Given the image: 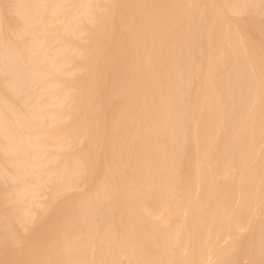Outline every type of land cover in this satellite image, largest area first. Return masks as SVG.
<instances>
[{
  "label": "bare ground",
  "instance_id": "6f19581e",
  "mask_svg": "<svg viewBox=\"0 0 264 264\" xmlns=\"http://www.w3.org/2000/svg\"><path fill=\"white\" fill-rule=\"evenodd\" d=\"M57 1L51 10L56 11ZM14 4L15 16L23 26L20 31L24 30L20 34L23 36L25 31H31L34 36L32 44L30 37L26 46L29 49L31 45L37 50L36 54L32 52L25 56L13 44L0 39V156L4 158L9 154L12 157L9 162L12 169L18 167L20 170L15 171L18 172L13 180L18 183L20 178L26 179L23 169L30 166L28 159L36 154L27 158L24 149L33 148L24 145L41 134H32L27 129L36 119L37 123L31 126L34 129L44 122H40L37 115L32 117L34 121L26 118L34 110L24 116L20 110L23 105L16 103L21 106L19 109L11 96L15 94L16 98L28 102L32 97L36 99V95L32 96L29 91V82L38 74L43 77L48 71L38 73L40 54L43 59V50L39 51L36 45L41 43V37H37L42 26V22L37 24L40 21L38 0H17ZM41 4L44 3L39 6ZM89 5L91 7V3ZM88 6H83V10ZM46 9L49 12L50 9ZM94 9L98 12L97 7ZM90 14L91 9L82 17L88 15L89 19L93 17ZM235 15L244 18L240 21ZM84 18L79 19L85 21ZM49 20L44 21L46 25ZM97 20L95 31L89 38L90 45L83 51H76L78 54L82 52V59L87 64L85 70L90 74L102 59H110L105 49L114 44L117 57L113 62L118 58L124 77L123 82L115 87L117 99L110 109L98 103L102 97L99 83L97 90H93L96 91L93 99L97 105L93 103L95 107L90 112L88 110V117L94 123L89 130L95 138L88 162L97 171L88 183L87 201L90 202L73 205L65 200L64 206L59 208L52 207L57 198L54 197L53 201L48 198L50 205L42 214L47 216L48 225L41 227L42 224H38L22 236L27 230L20 234L13 229L10 216L14 210L7 208L9 216L0 199V264H238L241 259L245 264H264V0H110L106 12ZM119 23L123 26L122 33L116 32ZM46 25L44 28L48 31ZM83 30L81 32H86ZM28 33L23 37L29 38ZM52 72L49 70L51 75ZM59 100L62 102L63 98ZM32 101L31 109H35V100ZM60 104L58 102L61 107ZM24 130L31 132H25L27 138L34 135L32 139L26 141V134L22 138ZM36 137L34 140L40 136ZM78 159L76 161L81 162L83 157L81 161ZM27 161L29 165L24 167ZM73 165L75 168L77 163ZM189 166L194 172L186 180L183 173ZM3 170L0 169V181L7 176ZM1 171L6 174L3 176ZM58 175L59 180L62 177ZM219 175L229 182L225 190L218 183ZM9 177L4 181L10 182ZM79 177L76 179L80 180ZM22 182L27 185V181ZM14 189L8 190L12 192L9 201L16 207L25 201V192L28 191H24L26 186L24 190L20 187H17L19 191ZM52 193L50 197L60 194ZM4 194L0 198H5ZM30 195L28 200L32 201ZM30 203L22 205L24 211L18 206L21 213L17 209L15 212L26 214L24 206L29 207ZM95 208L100 209L96 212L98 216L93 214ZM159 212H164L166 218L163 221H169L170 225L163 223L162 219L160 222L153 220ZM40 218L43 217L37 220ZM240 227L245 230V238L237 235ZM223 241L228 243L221 247ZM93 245L96 251L90 254Z\"/></svg>",
  "mask_w": 264,
  "mask_h": 264
},
{
  "label": "rangeland",
  "instance_id": "374dc122",
  "mask_svg": "<svg viewBox=\"0 0 264 264\" xmlns=\"http://www.w3.org/2000/svg\"><path fill=\"white\" fill-rule=\"evenodd\" d=\"M1 2H0V5H1V8H0V11H1V13H0V39H2V40H4V41H6V42H8L10 45H12L13 44V46L16 48H23V43H25L24 44V47L27 49H17L16 48V50L17 51H20L23 55H25V56H28V55H30V53L32 54V52H34V54H36L35 52L37 51L34 47H31V45H30V50L27 48V46H26V44L27 45H29V39H30V37H31V39H30V42H31V44H32V41H34L33 39H32V37L34 38V36H33V34L31 33V31H25L26 33H23V36H26L27 37V33H28V37L29 38H24L21 34H22V32H24V30L22 29V31H20L21 30V28H23V26H22V22L18 19V16L16 15L15 16V10L13 9L14 8V6H15V4L13 5V3L15 2L16 3V1L17 0H0ZM5 3V5H3V2ZM42 3H44V4H41L40 6H39V4L41 3V2H39V0H38V3L39 4H37V10H38V15H39V17H40V21L37 23L38 25H39V23L40 22H42L41 24H42V26H41V24H40V26L42 27H40L41 28V30H42V33H41V30H40V28H39V32L40 33H38V37H37V39L39 38V37H41V43L39 42V40H37L39 43H40V45L39 44H36V45H38V50L40 51L41 50V48H42V52H43V54H42V58L43 59H41L40 58V55L38 54V52H37V54L39 55V59H40V61H38L37 60V63H39L38 64V70L40 71H38V73H41V74H43V72H47L46 73V75H42L43 77H39L38 75H40V74H38L37 76H36V78H35V80H31L30 82H29V84H30V87H29V91L31 92V95L32 96H35L36 95V99H33V97H32V99L30 98V106L31 105H33L32 103H33V101L32 100H35L34 102H35V104H34V107H35V109L33 108V109H31L33 106H29L28 105V100L27 101H25V100H23L22 101V98L20 97V98H18V96H17V98L15 97L16 95L15 94H12V101L14 102V105L15 106H17L19 109L21 108V106H22V109H20L22 112H23V115L25 114H27V113H29V111L31 112L32 110H34L33 112L34 113H30L32 116H30V114H29V116L28 115H26L27 117L26 118H28L29 117V119H33L32 117L34 116L35 117V115H37L36 116V118H39V121L41 120L42 122H44L43 123V125H42V123H40V124H37V126H35V128L37 129H34V128H32V127H34V123H37L36 122V120H38V119H36L35 121H34V119H33V126L32 125H30V127H31V129H30V127L27 129V130H29V131H31V132H33L32 134H35V133H41L40 135H37V137L38 136H40V137H38V140L36 139V140H34V138L36 137V135H35V137L33 138V141H35V145H34V147H36V148H34L33 147V145H32V143L34 144V142L32 141H30L31 142V144L29 145V139H32V137L34 136H30L29 138H27V133H25V132H29V131H25L24 130V132H19L20 133V136H21V134H22V138H25V137H23V136H25V134H26V138L25 139H27L26 141H28V144H26L27 142L25 141V143L24 144H26V145H24L25 146V148H26V146L28 145V147H31V148H33V149H30V150H28V148H26V149H24V150H26L25 151V153L27 154V158H29V156L28 155H30V157H32L33 156V154H37V152H39V150H40V152L36 155H34L36 158H34V160H32L33 159V157L30 159H28L29 160V162H31L30 163V166H27V165H29V163H28V161L24 164V167H26V169L28 170V167H29V169L32 167H34V169H30V170H28V172H26V169L24 168L23 170L25 171V173H24V175L26 174V179H21L20 178V180H18V183H17V181H14V182H16L15 184H13L14 182H13V180H15L16 178H15V175H16V173L18 172V171H20L19 170V168L18 167H16L15 169H12L13 168V166L9 163V162H11L12 161V157L9 155V154H6V156L4 157V158H6V159H4V158H1V156H0V169L2 170V169H4L3 171H6V173H7V176H5L6 178L7 177H9V176H12V175H14V176H12V178L11 177H9L8 179L9 180H11L10 182H8V181H4V180H7V179H5V177H4V182L3 181H0V185H1V187H0V189L1 188H3V191L5 192L6 191V188L8 189H10V191H12V189H14V191L16 190V191H19V189H17V187H20L22 190H24L25 189V186H26V190H24V191H28V193L27 192H25L26 193V198H25V201H23L22 203H20V205H18V206H21V210H23V208H22V205H26L27 204V202L28 203H30V205H29V207L28 206H24V209H26V211H25V213L26 214H24V213H22L21 215H22V217L24 218V220L26 221V222H23L22 220L23 219H20V217H21V215H20V210H18L19 208H18V206H16V207H14L13 205L14 204H12V202H10L9 200L11 199V196H12V192H9L8 190L6 191V192H9L10 194L8 195V193H6V194H4V192H3V194L6 196L5 198L3 197V198H0L1 199V201H3L4 203H5V205H3V209H4V211L7 213V208H10V209H12V210H14V211H11V216L8 214V213H10V211H8V215L10 216V221H11V223H12V226H13V229L17 232V233H20L21 234V231L22 232H25L26 230V232L25 233H22L21 235L22 236H24L23 234H27L30 230H32L33 228L35 229L36 227H37V225L39 224H42V225H40L41 227H43V226H46V225H48L47 224V220H45L46 219V217L47 216H43L42 214H43V212H45L44 211V209L48 206V205H50L49 203H48V201H50V200H54V197L55 198H57V199H55V201L53 202V204H52V207L53 206H58L59 208H62L63 206H64V204H63V201H65V200H68V201H71L72 202V204L73 205H79V203H82V202H85V201H87V198H88V196H87V191H88V188H89V186H88V183H89V181H91L90 179L93 177V173L94 172H96L97 171V169H93V166L88 162L89 161V159H90V157L92 156L91 155V143L94 141V136H93V134H92V132L89 130L90 129V126H92V125H94V123H93V121H91L90 120V116L88 117V115H89V112L92 110V108H94L95 106H94V104H95V100L93 99V95H94V93H96V91H93L94 90V88H95V90H97V83H99L100 85V89H101V92H102V97L100 98V102L98 101V103H100V106L101 107H105V108H108V109H110V108H112V107H114V105H115V102H116V95H115V87L117 86V85H119V83L121 84L122 82H123V77H124V75H123V70L121 69V65H120V61H118V58H117V60H115V62H113V59L115 58L116 59V57H117V54H116V47L114 46V44H112V45H110L107 49H105L106 50V53H107V55L110 57V59L109 60H107V61H105V58L104 59H102L100 62H99V64H98V66H97V68L96 69H94L92 72L94 73H87V71L85 70L86 69V67H87V64L83 61V59H82V52H80V54H78V52L76 51V50H78L79 49V51H83L86 47H88L89 45H90V41H89V38H90V35L92 34V32L93 31H95V28H96V25H97V22H98V20H97V18L100 16V15H102L103 13H105L106 12V9L108 8V4L110 3V0H102V2H101V0H67V1H60V0H58L59 1V3H57V5H56V7H58V8H56V11H53V10H51L52 8H53V6L55 5V3L54 2H56L57 0H40ZM53 3H52V2ZM57 1V2H58ZM49 2V3H48ZM72 2H74V3H72ZM98 2V3H97ZM100 2V3H99ZM53 5H52V4ZM83 3V5H81ZM91 3V7H89L90 4ZM51 4V6H50V8H49V5ZM77 4H79V5H77ZM86 4H88V5H86ZM44 5V6H43ZM77 5V6H76ZM98 5V6H97ZM6 6H7V8H6ZM48 6V7H47ZM83 6L84 7H86V6H88L89 8H84V10H83ZM3 7V8H2ZM94 7H97V11L98 12H96V10L94 9ZM12 8V9H11ZM43 8V9H42ZM46 8H48V10H49V12L47 11V9ZM98 8H99V10H98ZM104 8V9H103ZM42 9V10H41ZM59 9V10H58ZM90 9H91V14H92V16L93 17H89V19H88V15L87 16H83L82 17V15H86V14H89L90 13ZM103 9V10H102ZM12 10H14V11H12ZM45 10V11H44ZM54 10H55V7H54ZM81 10H83V11H81ZM3 11V12H2ZM43 11V12H42ZM50 11H51V15H50ZM53 11V12H52ZM81 11V12H80ZM89 13H88V12ZM4 13V14H3ZM80 13V16H78V14ZM86 13V14H85ZM1 14H2V16H1ZM13 14V15H12ZM43 14V15H42ZM47 15V16H45V15ZM53 14V15H52ZM90 14V15H91ZM7 15H10L9 16V18H8V16ZM12 15V16H11ZM89 15V16H90ZM15 16V17H14ZM42 16V17H41ZM51 16V17H50ZM97 18H96V17ZM238 16H239V18H238ZM2 17V18H1ZM86 19H85V18ZM237 17V18H236ZM260 17V16H259ZM43 18H45V19H43ZM82 18H84L85 19V21H83V20H80V19ZM233 18H234V15H233ZM243 15L242 16H240V15H235V19H239L240 21L241 20H243ZM10 19V20H9ZM46 19H50L49 21H47V25H46ZM78 19H79V21H78ZM88 19V20H87ZM5 22H3V21ZM8 22H7V21ZM89 20H90V23H89ZM16 21V22H15ZM45 21V22H44ZM70 21V22H69ZM80 21H81V23L82 24H80ZM93 21V22H92ZM12 22L14 23V24H12ZM51 22V23H50ZM79 22V23H78ZM83 22H88L87 24L86 23H83ZM7 23V24H6ZM11 23V24H10ZM92 23V24H91ZM44 24L46 25V29H48V27H49V29H48V31L47 30H45V28H44ZM89 24H91V25H89ZM16 25H17V28H16ZM19 25V26H18ZM82 27H81V26ZM7 26V27H6ZM2 27H5V28H2ZM18 27H20V28H18ZM16 28V29H15ZM7 29H8V32H7ZM80 29V30H79ZM82 29V30H81ZM83 29H85V31L87 32H81V31H84ZM87 29V30H86ZM120 29V30H119ZM9 30H11L10 31V33H9ZM44 30V31H43ZM60 30V31H59ZM15 31H16V33H15ZM19 31V32H18ZM46 31V32H45ZM91 31V32H90ZM122 31H123V26H122V24L121 23H119L118 25H116V32L117 33H122ZM7 32V33H6ZM18 32V33H17ZM90 32V33H89ZM8 33L10 34V35H8ZM13 33V34H12ZM21 33V34H20ZM30 33H31V35H30ZM67 33V34H66ZM69 33V34H68ZM86 33V34H85ZM5 34H7V35H5ZM16 34V35H15ZM24 34H26V35H24ZM41 34V35H40ZM58 34H61V35H58ZM65 34L67 35V36H65ZM84 34V35H83ZM30 35V36H29ZM40 35V36H39ZM69 35H71V36H73L72 37V39H71V36H69ZM10 36V37H9ZM15 36H17L18 38H16ZM36 36H37V34H36ZM60 36V37H59ZM11 37H14V38H16L15 40L13 39V38H11ZM58 39H57V38ZM67 37H68V39H67ZM87 37V38H86ZM9 39V40H6V39ZM77 40V41H74L75 39ZM83 38H85V39H83ZM17 39H19L20 41H22L21 42V46H20V44H19V40L17 41ZM27 41H25V40ZM67 39V40H66ZM81 41H80V40ZM82 39H83V41L85 42H83L82 41ZM12 40H13V42H12ZM32 40V41H31ZM64 40V41H63ZM66 40V41H65ZM86 40H87V42H86ZM24 41V42H23ZM37 41H36V43H37ZM15 42V43H14ZM65 42V43H64ZM68 42H71V43H68ZM79 44H78V43ZM83 42V43H82ZM62 43H64L63 45H62ZM81 43V44H80ZM15 44V45H14ZM19 44V45H18ZM67 45V46H66ZM40 46H42V47H40ZM66 47V48H63V47ZM71 46V47H70ZM29 47V46H28ZM72 47H74L73 49H72ZM33 48H34V50H33ZM67 48H69V49H67ZM36 50V51H35ZM71 50L72 51H74V52H71ZM29 52V54L27 53V52ZM65 51V52H64ZM70 51V52H69ZM24 52V53H23ZM64 52V53H63ZM68 52V53H67ZM75 52H77V54L75 55ZM63 53V55H61ZM71 53H72V56H71ZM65 54V55H64ZM60 55H61V57H60ZM68 57V59H67V57ZM70 56V57H69ZM75 56H78V57H75ZM80 56V57H79ZM64 57H66V58H64ZM64 58V59H63ZM66 59V60H65ZM81 59V60H80ZM65 60V61H64ZM68 61V62H67ZM71 62V64H69ZM114 63V64H113ZM81 66H83V67H81ZM77 67H78V69H77ZM81 67V68H80ZM40 68V69H39ZM76 68V69H75ZM76 70V71H74V70ZM81 69V70H80ZM49 70H51V71H53L52 73H53V75H51V73H49ZM78 70V71H77ZM57 71H58V73H57ZM72 71L74 72L73 74H72ZM80 71V72H79ZM56 72V73H55ZM48 73L51 75V77H50V75H48ZM58 76H57V75ZM61 74V75H60ZM72 74V75H71ZM48 75V76H47ZM61 77H60V76ZM41 76V75H40ZM47 78H46V77ZM52 76H54V77H52ZM123 76V77H122ZM46 79H45V78ZM39 78H42V79H40L39 80ZM55 80V81H54ZM89 80V81H88ZM92 80V81H91ZM99 80H101L100 82H98ZM32 81H33V83H32ZM36 81H38V82H36ZM40 81V82H39ZM46 81V82H45ZM52 81V84L51 83H49V82H51ZM59 81V83H58V86H56V83ZM86 81H87V83H86ZM96 81V82H95ZM43 84H42V83ZM53 82H55L54 84H53ZM62 82V83H61ZM39 83V84H38ZM64 83V84H63ZM28 84V85H29ZM38 84V85H37ZM46 84V85H45ZM59 84H61V86L59 85ZM86 86H85V85ZM114 84V85H113ZM44 85V86H43ZM70 85V86H69ZM48 87V89H47V91H46V87ZM49 86H51L50 88H49ZM53 86V87H52ZM56 86V87H55ZM69 86V87H68ZM82 86V87H81ZM84 86V87H83ZM90 86H92V87H90ZM98 86V87H99ZM55 87V88H54ZM61 87V88H60ZM43 88H45V90H43ZM52 88V89H51ZM54 88V89H53ZM57 88V89H56ZM68 90H67V89ZM90 88V89H89ZM56 89V90H55ZM67 91H66V90ZM70 89H72V91H70ZM114 89V90H113ZM65 90V91H64ZM84 90H86V91H84ZM87 90H88V92H87ZM50 91V92H49ZM61 91V92H60ZM62 91H63V93H62ZM93 91V92H92ZM44 92H46V93H44ZM81 94H80V93ZM92 92V93H91ZM98 92V91H97ZM58 93L60 94V96H58ZM68 93V94H67ZM77 93H79V94H77ZM85 93V94H84ZM88 93L90 94V95H88ZM48 94H50V95H47ZM56 94V95H55ZM63 94H64V96H63ZM77 94V95H76ZM84 94V95H83ZM14 96V97H13ZM68 96V97H67ZM77 96V97H76ZM79 96V97H78ZM86 96H88V97H86ZM51 99H50V98ZM54 97H59V98H57V100H56V98H53ZM109 97V98H108ZM60 98H63V100H62V102H61V100H59L58 101V99H60ZM66 98H67V100H66ZM92 99V100H91ZM19 100V101H18ZM17 101V102H16ZM97 101V100H96ZM56 102V103H55ZM58 102H60L61 104V107L58 105ZM64 102V103H63ZM18 103H20V105L21 106H18L17 104ZM27 103V104H26ZM94 103V104H93ZM97 103V102H96ZM25 104V105H24ZM57 104V105H56ZM26 105H28V106H26ZM76 105V107H78V108H76V107H74ZM95 105H97V104H95ZM94 106V107H93ZM23 107H25V108H23ZM26 107L28 108V109H30V110H28V109H26ZM89 107H91V108H89ZM23 109H24V111H23ZM75 109V110H74ZM79 109H81V110H79ZM26 110V111H25ZM74 110V111H73ZM88 110H89V112H88ZM37 112V114H35L36 112ZM68 111V112H67ZM79 113H78V112ZM60 113V114H59ZM78 113V114H77ZM78 116H77V115ZM24 115V116H25ZM68 115V116H67ZM55 116V117H54ZM65 116H67L66 118H65ZM75 116V117H74ZM77 116V117H76ZM62 117H64L65 118V120H64V118H62ZM56 118L58 119V120H56ZM52 119H54V121H55V124L53 123V120ZM61 119H63V121L61 120ZM13 119H12V117L10 118V121H12ZM40 121V122H41ZM50 121H52V122H50ZM61 121V122H60ZM77 121V122H76ZM89 121V122H88ZM91 121V122H90ZM60 122V124H58V123ZM88 122V123H87ZM39 123V122H38ZM50 123V124H49ZM89 123H90V125H89ZM46 124H48V125H46ZM52 124V125H51ZM53 124L55 125V126H53ZM36 125V124H35ZM38 125H39V127H38ZM41 125V126H40ZM44 125H45V127L47 128H45L44 127ZM79 126V127H78ZM41 127V128H40ZM48 127H49V129H48ZM55 127V129H52V128H54ZM57 127V128H56ZM77 127V128H76ZM43 129H45V130H43ZM73 129V130H72ZM32 130H34V131H32ZM36 130V131H35ZM67 131V132H66ZM31 132H29V133H31ZM42 132H44V133H42ZM47 134V137H45L46 136V134ZM44 134V138L42 137V135ZM80 134V135H79ZM54 135V136H53ZM66 135H68V136H65ZM29 136V135H28ZM63 136V137H62ZM77 136V137H76ZM36 137V138H37ZM59 137V138H58ZM73 137V138H72ZM75 137V138H74ZM42 138V139H41ZM46 138H48V140L50 139V142L46 139ZM65 138H68V139H65ZM79 138H82V140L81 139H79ZM46 139V140H45ZM51 139H54L53 141L51 140ZM93 139V140H92ZM43 140V141H42ZM66 140V141H65ZM81 140V141H80ZM92 140V141H91ZM39 141H41L40 143H38L39 145L37 146V142H39ZM44 141H47L48 143H49V145L50 146H52V147H50V146H48V144H46ZM52 141V142H51ZM73 141V142H72ZM80 142V144H78L79 142ZM43 142H44V144H43ZM89 142H90V144H89ZM41 145H43V146H41ZM45 145V146H44ZM47 145V146H46ZM54 145V146H53ZM80 147H79V146ZM83 145V146H82ZM90 145V146H89ZM2 145H1V140H0V147H1ZM47 147H48V150H47ZM53 147L54 148H56V150H54L53 149ZM59 147H60V150H59ZM73 147H76V148H73ZM58 148V149H57ZM61 148H62V150H61ZM63 148H64V150H63ZM36 149V150H35ZM39 149V150H38ZM67 149V150H66ZM68 149H69V151H68ZM33 150V151H32ZM41 150H42V152H43V154H42V152H41ZM53 150V151H52ZM37 151V152H36ZM59 151V152H58ZM63 151V152H62ZM30 152H32V153H30ZM57 152V153H56ZM78 152H80L79 154H78ZM32 154V155H31ZM42 154V155H41ZM50 154V155H49ZM57 154V155H56ZM10 156V159H8L9 157L8 156ZM84 155V156H83ZM56 156V157H55ZM57 156L59 157V158H57ZM60 156H62L61 158H60ZM74 156V157H73ZM79 160V161H81L82 160V157H83V160L81 161V162H78V161H76V158ZM84 157H85V159H84ZM66 158V159H65ZM4 159V160H3ZM7 159H8V161H7ZM75 161H74V160ZM66 160V161H65ZM72 160V161H71ZM35 161H36V163H35ZM62 161H64L65 163H66V165L64 166V162H62ZM84 161V162H83ZM4 162H7V164H5ZM32 162H34V164H32ZM40 162V163H39ZM67 162H68V164H67ZM72 162H73V164H76L77 163V165H78V163H82L83 162V164L85 165H83V164H79L78 166H82L83 165V167H79L78 168V166L76 165L75 166V168H73V164H72ZM38 163V164H37ZM64 163V164H63ZM37 164V165H36ZM39 164H41V166L39 165ZM69 164H71L70 166H69ZM6 165H8V168H9V165H10V167H11V169L9 168H7L6 167ZM4 166V167H3ZM37 166H38V168H37ZM60 167V169H59V167ZM63 167H65V168H63ZM68 167H69V170H68ZM191 167L192 166H189V167H187L185 170H184V172L185 173H183V177H184V175H185V177H184V179H190L191 178V176H192V171H193V169H191ZM73 168V169H72ZM77 168V170L75 171V169ZM193 168V167H192ZM57 169H59V170H57ZM62 169H63V171H62ZM87 169V170H86ZM10 170V171H9ZM14 170V171H13ZM16 170H18L17 172H15ZM54 170V171H53ZM71 170H73V171H71ZM78 170H80V173H79V171ZM85 170V173L83 172ZM3 171H1V173L3 174ZM15 172V173H13V172ZM31 171H34V172H31ZM39 172V173H37V172ZM56 171H57V173H56ZM60 171H61V173H60ZM66 171V172H65ZM70 171H71V173H70ZM10 172V173H9ZM12 172V173H11ZM36 172V174H34ZM73 172V173H72ZM75 172H76V174H75ZM85 174V176H83L84 174ZM188 172V173H187ZM194 172V171H193ZM5 172H4V174H6ZM33 173V174H32ZM79 173V174H78ZM4 174H3V176H4ZM10 174V175H9ZM19 174V173H18ZM60 176H59V175ZM67 174V175H66ZM71 174V175H70ZM74 174V175H73ZM9 175V176H8ZM22 176L23 178L25 177V176ZM57 175L59 176V177H62V178H59V180H58V177H57ZM77 175H79L81 178H83V179H81L79 176H77ZM82 175V176H81ZM189 175H191V176H189ZM27 176H29L28 178H27ZM52 176H55V177H52ZM90 176V177H89ZM17 177V176H16ZM72 177V178H71ZM79 177V179L80 180H78V179H76V178H78ZM219 178H218V183H219V185L221 186V189L222 190H225L227 187H228V183L229 182H227L226 180L224 181L223 179V177H220V175L218 176ZM14 178V179H13ZM54 178V179H53ZM54 181H53V180ZM65 181H64V180ZM73 179H74V181H73ZM78 181V182H80V183H78L76 180ZM27 181L26 182V184L27 185H23V184H25V182H22V181ZM57 180H58V182H57ZM62 180H63V183H62ZM70 180H72L73 181V183H72V181L70 182ZM21 181V182H20ZM50 181V182H49ZM60 181V182H59ZM70 182V184H69V182ZM77 182V183H74V182ZM223 181V182H222ZM20 182V183H19ZM52 182H54L53 183V185H52ZM58 184L59 183V186L56 184V183ZM64 182L65 183H67V185H64ZM83 182V183H82ZM226 182V183H225ZM2 183V184H1ZM4 183V184H3ZM11 183V184H10ZM64 186H61V184ZM19 184V185H18ZM69 184V185H68ZM86 186H88V187H86L85 188V185ZM13 185V186H12ZM52 185V187L50 188V186ZM54 185H57V186H54ZM72 185V188L70 187ZM81 185V186H80ZM84 185V186H83ZM90 185V184H89ZM226 185V186H225ZM49 186V187H48ZM68 186H69V188H68ZM79 186V187H78ZM6 187V188H5ZM12 187H14V188H12ZM22 187H24V189L22 188ZM27 187H28V190H27ZM53 187H55V189L53 188ZM61 187H62V189H61ZM73 187H75V188H73ZM77 187V188H76ZM64 188H66V191H64V192H66V193H64L62 190L64 189ZM51 189V190H50ZM71 189V190H70ZM34 192H32V191ZM56 190V191H55ZM59 190H61L62 191V194H61V192L59 191ZM65 190V189H64ZM68 190H70L69 192H68ZM52 191H54L55 193L54 194H58V193H60V194H58V196L56 197V196H53V197H50L51 196V193H52ZM58 191V192H57ZM14 193H16V192H14ZM3 194H2V189H1V191H0V195H2L3 196ZM29 194H32V195H30V198H32V201H31V199L30 200H28L29 199V197H28V195ZM53 193H52V195H54ZM65 195V196H64ZM2 196H0V197H2ZM10 197V198H9ZM48 198L50 199V200H48ZM52 198V199H51ZM81 199V200H80ZM6 200H8V201H6ZM168 200H170V199H168ZM30 201V202H29ZM62 201V202H61ZM89 201V200H88ZM87 201V202H88ZM7 202H8V205H7ZM25 202V203H24ZM90 202V201H89ZM12 205H11V204ZM32 204V205H31ZM10 205V206H9ZM26 207V208H25ZM49 207V206H48ZM48 207L46 208V209H48ZM15 208V209H14ZM28 208V209H27ZM2 209V210H3ZM9 209V210H10ZM18 210L20 213H18L19 214V216L20 217H17L18 216V214L15 212V210ZM96 209V208H95ZM174 209V208H173ZM170 210H172V208L170 209ZM3 211V212H4ZM24 211V210H23ZM22 211V212H23ZM28 211V212H27ZM100 212V209H96V210H93V214L94 215H97L98 213H96V212ZM5 212H4V215H6L7 216V214H5ZM13 213V214H12ZM24 215V216H23ZM155 214H153V216H154ZM158 215V216H157ZM40 216H42L43 218H40L39 219V221L37 220L38 219V217H40ZM98 216V215H97ZM155 216H157V218L156 219H153V217H152V219L155 221V222H160L161 221V219H162V222L163 223H165V224H169L170 225V223H166V220H164L163 221V219L164 218H166L165 217V214H164V212H159V213H156V215ZM21 217V218H22ZM163 217V218H162ZM15 218V219H14ZM155 218V217H154ZM20 219V220H19ZM157 219L159 220V221H157ZM13 220V221H12ZM15 221H17V223H15ZM18 221L19 222H22V223H20V225H19V223H18ZM36 222H37V224H36ZM109 222V221H108ZM24 223V224H23ZM23 225V227H22V225ZM26 224V225H25ZM35 224V225H34ZM17 225H19L18 227H17ZM32 225H34V226H32ZM28 226V227H27ZM21 227V228H20ZM118 228H119V226H118ZM33 229V230H34ZM24 230V231H23ZM239 232H237V235H239V236H241V237H244L245 238V230L243 229V228H239V230H238ZM243 238V239H244ZM228 241V240H227ZM227 241H223L222 243H220V246L222 247H224L228 242ZM226 243V244H225ZM222 244V245H221ZM96 251V246H91V248L89 249V252H91L90 254H93L94 252ZM93 252V253H92ZM238 264H245V260H243V259H241V260H239L238 261Z\"/></svg>",
  "mask_w": 264,
  "mask_h": 264
}]
</instances>
